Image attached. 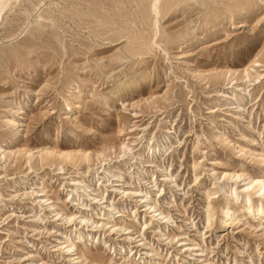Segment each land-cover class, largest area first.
Listing matches in <instances>:
<instances>
[{"label": "rangeland", "instance_id": "1", "mask_svg": "<svg viewBox=\"0 0 264 264\" xmlns=\"http://www.w3.org/2000/svg\"><path fill=\"white\" fill-rule=\"evenodd\" d=\"M257 177L264 0H0V264H264Z\"/></svg>", "mask_w": 264, "mask_h": 264}, {"label": "bare ground", "instance_id": "2", "mask_svg": "<svg viewBox=\"0 0 264 264\" xmlns=\"http://www.w3.org/2000/svg\"><path fill=\"white\" fill-rule=\"evenodd\" d=\"M195 181V179H194ZM252 182L254 183L255 187H256V191H260L262 193H264V177H257L254 178L252 180ZM235 213L234 211H231L230 213L227 214V220L225 221L224 224H226L227 226H230L233 224V222L235 221Z\"/></svg>", "mask_w": 264, "mask_h": 264}]
</instances>
